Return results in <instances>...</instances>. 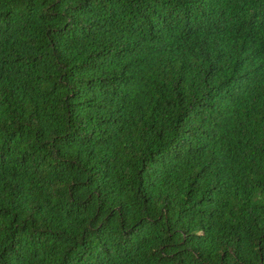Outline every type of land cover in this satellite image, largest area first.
Masks as SVG:
<instances>
[{"label":"trees","instance_id":"16d2710c","mask_svg":"<svg viewBox=\"0 0 264 264\" xmlns=\"http://www.w3.org/2000/svg\"><path fill=\"white\" fill-rule=\"evenodd\" d=\"M0 264H264V0H0Z\"/></svg>","mask_w":264,"mask_h":264}]
</instances>
